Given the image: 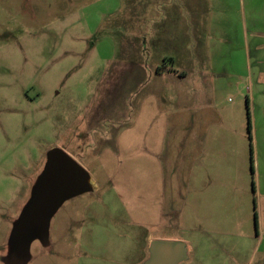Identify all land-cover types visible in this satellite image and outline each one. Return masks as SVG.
<instances>
[{
	"label": "rangeland",
	"instance_id": "rangeland-1",
	"mask_svg": "<svg viewBox=\"0 0 264 264\" xmlns=\"http://www.w3.org/2000/svg\"><path fill=\"white\" fill-rule=\"evenodd\" d=\"M262 71L264 0H0V264H264Z\"/></svg>",
	"mask_w": 264,
	"mask_h": 264
},
{
	"label": "water",
	"instance_id": "water-1",
	"mask_svg": "<svg viewBox=\"0 0 264 264\" xmlns=\"http://www.w3.org/2000/svg\"><path fill=\"white\" fill-rule=\"evenodd\" d=\"M46 170L48 184L39 208L44 207L52 199L53 201L59 199L61 193L73 185L94 187L93 183H88V180L92 179L88 171L62 149L53 148L49 151ZM37 214H40V211ZM188 251V246L181 240H152L145 264H179L188 258Z\"/></svg>",
	"mask_w": 264,
	"mask_h": 264
},
{
	"label": "trees",
	"instance_id": "trees-1",
	"mask_svg": "<svg viewBox=\"0 0 264 264\" xmlns=\"http://www.w3.org/2000/svg\"><path fill=\"white\" fill-rule=\"evenodd\" d=\"M157 70H160V67ZM247 105H248V100H247ZM247 127H248V131H249V137L251 140L252 136L250 135V132L252 129V123H251V115H250L249 109H247ZM252 154H253V150H252V145H251V157H252ZM252 171H253V166H252Z\"/></svg>",
	"mask_w": 264,
	"mask_h": 264
},
{
	"label": "crops",
	"instance_id": "crops-1",
	"mask_svg": "<svg viewBox=\"0 0 264 264\" xmlns=\"http://www.w3.org/2000/svg\"><path fill=\"white\" fill-rule=\"evenodd\" d=\"M261 73H264L263 71L261 72ZM257 76H258V74H257ZM194 138V137H193ZM196 139V138H195ZM188 250H190V248H188ZM188 253H189V251H188Z\"/></svg>",
	"mask_w": 264,
	"mask_h": 264
},
{
	"label": "flooded vegetation",
	"instance_id": "flooded-vegetation-1",
	"mask_svg": "<svg viewBox=\"0 0 264 264\" xmlns=\"http://www.w3.org/2000/svg\"><path fill=\"white\" fill-rule=\"evenodd\" d=\"M148 257H149V255H148ZM148 257H147V258H148Z\"/></svg>",
	"mask_w": 264,
	"mask_h": 264
}]
</instances>
